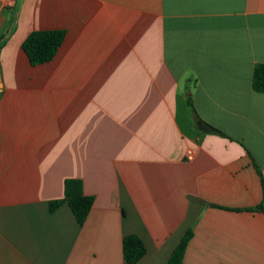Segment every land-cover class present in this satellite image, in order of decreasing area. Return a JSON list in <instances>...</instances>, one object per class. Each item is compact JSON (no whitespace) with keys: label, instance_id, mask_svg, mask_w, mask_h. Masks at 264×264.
Masks as SVG:
<instances>
[{"label":"crops","instance_id":"obj_1","mask_svg":"<svg viewBox=\"0 0 264 264\" xmlns=\"http://www.w3.org/2000/svg\"><path fill=\"white\" fill-rule=\"evenodd\" d=\"M0 43V264H123L130 235L164 264L189 230L183 264H264V0H0Z\"/></svg>","mask_w":264,"mask_h":264},{"label":"trees","instance_id":"obj_2","mask_svg":"<svg viewBox=\"0 0 264 264\" xmlns=\"http://www.w3.org/2000/svg\"><path fill=\"white\" fill-rule=\"evenodd\" d=\"M65 36L64 30H43L30 32L21 44V49L26 55L31 66H37L51 61L56 55ZM2 43H0L1 47ZM251 88L253 91L264 94V63L254 65ZM189 111L195 116V112L188 98ZM262 189L260 203L253 209L264 214V180L258 173ZM94 198L86 196L82 190V182L78 179H66L63 185V197L58 200L50 201L49 211L54 212L62 204L66 203L74 215L78 225L82 226L92 207ZM192 236L191 231H187L178 245L174 248L164 264H183V256L186 246ZM145 254V249L136 236H126L122 240L123 264H136Z\"/></svg>","mask_w":264,"mask_h":264},{"label":"water","instance_id":"obj_3","mask_svg":"<svg viewBox=\"0 0 264 264\" xmlns=\"http://www.w3.org/2000/svg\"><path fill=\"white\" fill-rule=\"evenodd\" d=\"M195 129L202 133H216L212 128L208 127L201 121H196L194 123Z\"/></svg>","mask_w":264,"mask_h":264},{"label":"built area","instance_id":"obj_4","mask_svg":"<svg viewBox=\"0 0 264 264\" xmlns=\"http://www.w3.org/2000/svg\"><path fill=\"white\" fill-rule=\"evenodd\" d=\"M192 156L193 155H192V152L191 151H187L186 152V160H188V161L191 160L192 159Z\"/></svg>","mask_w":264,"mask_h":264}]
</instances>
